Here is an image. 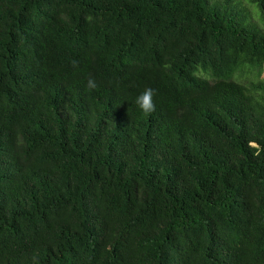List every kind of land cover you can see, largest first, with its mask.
Returning a JSON list of instances; mask_svg holds the SVG:
<instances>
[{
	"label": "trees",
	"instance_id": "1",
	"mask_svg": "<svg viewBox=\"0 0 264 264\" xmlns=\"http://www.w3.org/2000/svg\"><path fill=\"white\" fill-rule=\"evenodd\" d=\"M249 2L0 0V264H264Z\"/></svg>",
	"mask_w": 264,
	"mask_h": 264
},
{
	"label": "clouds",
	"instance_id": "2",
	"mask_svg": "<svg viewBox=\"0 0 264 264\" xmlns=\"http://www.w3.org/2000/svg\"><path fill=\"white\" fill-rule=\"evenodd\" d=\"M73 67H78V61H72ZM98 87L95 78H89L86 88L89 91L96 90ZM157 95V90L154 88H145L135 99V104L144 114H151L155 111L154 97Z\"/></svg>",
	"mask_w": 264,
	"mask_h": 264
},
{
	"label": "rangeland",
	"instance_id": "3",
	"mask_svg": "<svg viewBox=\"0 0 264 264\" xmlns=\"http://www.w3.org/2000/svg\"><path fill=\"white\" fill-rule=\"evenodd\" d=\"M243 4L246 6L247 10L250 13V16L256 24L260 25L263 27V23L260 21L259 16H258V11L252 5L249 0H241ZM259 80H264V71L261 72V74H258L256 70L251 71L249 68L243 69L242 72H240V81H243L245 83H251L252 81H259Z\"/></svg>",
	"mask_w": 264,
	"mask_h": 264
}]
</instances>
